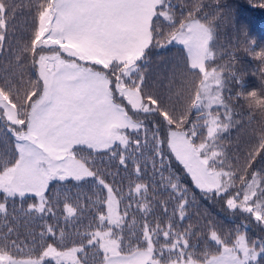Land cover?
Segmentation results:
<instances>
[{
	"label": "snow or ice",
	"instance_id": "6c2138e0",
	"mask_svg": "<svg viewBox=\"0 0 264 264\" xmlns=\"http://www.w3.org/2000/svg\"><path fill=\"white\" fill-rule=\"evenodd\" d=\"M228 20L223 0H0V264H264V45L222 41ZM173 44L165 86L152 50Z\"/></svg>",
	"mask_w": 264,
	"mask_h": 264
},
{
	"label": "trees",
	"instance_id": "16d2710c",
	"mask_svg": "<svg viewBox=\"0 0 264 264\" xmlns=\"http://www.w3.org/2000/svg\"><path fill=\"white\" fill-rule=\"evenodd\" d=\"M227 10L229 20L228 23L222 27L219 32V37L226 43H235L234 37L238 39H254L258 45H264V8L256 6V0H223ZM26 12V10H24ZM27 17L26 15L19 14L16 17L15 28L10 33V39L15 44L16 40L22 38L24 33V25ZM246 33L245 37L243 34ZM161 55L165 56L164 60H160ZM185 50L182 46L171 45L167 49H153L151 57V67L149 72L153 78H159L162 85H167L169 79L173 77L175 71L174 65L176 64V58L183 57ZM242 61L247 60L240 54ZM7 63V61H5ZM180 81L177 78L174 84V90L179 87ZM257 119H260L257 117ZM259 127V125H254ZM247 131H240L239 129H233L229 138L233 141L236 140L237 136L240 137L241 142L246 138ZM174 167L179 175L182 176L183 182L189 187H193V190L198 193V190L191 184L190 178L184 174L181 165L173 161ZM31 202V201H29ZM201 204L207 207L213 215L219 220L223 221L225 227H234L236 224L241 223L244 219L241 213H232L231 210L224 208L222 204L217 202L213 205L210 201L201 200ZM19 207V205H17ZM256 229L250 228L249 234L255 235Z\"/></svg>",
	"mask_w": 264,
	"mask_h": 264
},
{
	"label": "rangeland",
	"instance_id": "374dc122",
	"mask_svg": "<svg viewBox=\"0 0 264 264\" xmlns=\"http://www.w3.org/2000/svg\"><path fill=\"white\" fill-rule=\"evenodd\" d=\"M173 45H178V44H173ZM179 46H181V45H179Z\"/></svg>",
	"mask_w": 264,
	"mask_h": 264
}]
</instances>
